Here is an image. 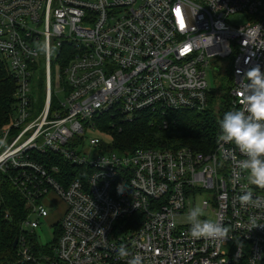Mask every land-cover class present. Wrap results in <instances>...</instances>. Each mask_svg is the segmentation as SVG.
<instances>
[{
  "label": "built area",
  "instance_id": "built-area-1",
  "mask_svg": "<svg viewBox=\"0 0 264 264\" xmlns=\"http://www.w3.org/2000/svg\"><path fill=\"white\" fill-rule=\"evenodd\" d=\"M237 13L248 22L229 25ZM222 59L231 110H243V74L257 64L264 71V0H0V61L15 84L12 119L0 128V173L26 210L17 263L127 264L139 255L143 264H264V191L247 181L233 142L219 135L207 154L119 152L99 128L106 115L129 122L155 110L202 111L212 89L206 68L215 61L219 72ZM248 191L253 203L241 204ZM48 194L64 204L53 223L60 233L34 252ZM201 195L202 219L228 227L225 241L192 237L186 217Z\"/></svg>",
  "mask_w": 264,
  "mask_h": 264
},
{
  "label": "trees",
  "instance_id": "trees-1",
  "mask_svg": "<svg viewBox=\"0 0 264 264\" xmlns=\"http://www.w3.org/2000/svg\"><path fill=\"white\" fill-rule=\"evenodd\" d=\"M63 50L65 54L69 51L68 48ZM231 85L229 68L225 82L221 84L219 96L211 89L207 94L206 108L202 111L184 109L163 113L155 110L142 113L129 122L106 115L99 120V128L101 131H108L109 148L114 151L127 152L139 147L153 149L187 147L197 153L207 154L215 147L224 114L231 111L229 94ZM14 93V81L6 65L0 61V128L6 127L12 119ZM33 95L37 99V107L41 108L43 101L40 100L39 81L33 89ZM164 121L167 124L166 129L162 128ZM111 125L116 127L114 131L111 130ZM53 159L59 160L54 156ZM258 188L264 191V188L259 186ZM25 218L23 198L16 192L7 176L0 173V264H18L13 243L19 236V226ZM54 229L52 243L60 233L58 225H55ZM38 247L40 244H32V251L38 252Z\"/></svg>",
  "mask_w": 264,
  "mask_h": 264
},
{
  "label": "clouds",
  "instance_id": "clouds-1",
  "mask_svg": "<svg viewBox=\"0 0 264 264\" xmlns=\"http://www.w3.org/2000/svg\"><path fill=\"white\" fill-rule=\"evenodd\" d=\"M240 82L243 84L241 103L244 109L224 114L219 125L220 139L233 142L240 149L246 157L240 162V168L248 174L253 184L264 188V71L257 64L243 74ZM121 188L118 186L117 190L122 193ZM238 199L241 204H251L253 194L248 191ZM204 216L205 209L202 206H194L187 213L192 237L222 241L228 239V227L219 220L202 219ZM118 255L123 258L129 253L121 246ZM127 264H143V258L133 256Z\"/></svg>",
  "mask_w": 264,
  "mask_h": 264
},
{
  "label": "rangeland",
  "instance_id": "rangeland-1",
  "mask_svg": "<svg viewBox=\"0 0 264 264\" xmlns=\"http://www.w3.org/2000/svg\"><path fill=\"white\" fill-rule=\"evenodd\" d=\"M227 22L231 26L239 27L241 25L246 24L248 22V18L247 15L244 13H237L234 15H230L229 18L227 19ZM40 60H42L41 57ZM214 65H215V61H211L210 65L206 68V73H207L206 81L208 83V86L215 90V95L219 96L221 84H224L226 73L229 70L228 59H222L217 63L218 67H221L219 72L216 71ZM57 74H58V70L52 65L51 78H52L53 91H59L61 89V82L57 78ZM38 80L40 84V100L42 102L44 98V87H45L43 68L39 74ZM57 97L60 101H63L62 93H58ZM89 135L92 136L96 134L91 132ZM104 139L109 140L106 137H104ZM247 181L251 185L256 186L251 182L248 174H247ZM204 197L206 198L207 196L201 195L196 199V204H197L196 206H199L200 201ZM45 204H46L45 207L49 215L45 219L44 218L39 219L40 225L35 230L36 239L39 242V244L43 247L49 246L53 242L54 231H55L53 227V223H55L58 220V218H60L61 212L64 209L63 203L57 197L50 194H48L47 197L45 198ZM207 217H208L207 219L213 220V217L211 215H208ZM32 219H34V217H32ZM230 248L231 246L224 248V250L228 252Z\"/></svg>",
  "mask_w": 264,
  "mask_h": 264
},
{
  "label": "water",
  "instance_id": "water-1",
  "mask_svg": "<svg viewBox=\"0 0 264 264\" xmlns=\"http://www.w3.org/2000/svg\"><path fill=\"white\" fill-rule=\"evenodd\" d=\"M16 245H17V240L14 241V243H13V248H15Z\"/></svg>",
  "mask_w": 264,
  "mask_h": 264
},
{
  "label": "crops",
  "instance_id": "crops-1",
  "mask_svg": "<svg viewBox=\"0 0 264 264\" xmlns=\"http://www.w3.org/2000/svg\"><path fill=\"white\" fill-rule=\"evenodd\" d=\"M63 206H64V204H63ZM63 211H64V209H63ZM63 211L61 212V215H62ZM61 215H60V216H61Z\"/></svg>",
  "mask_w": 264,
  "mask_h": 264
}]
</instances>
